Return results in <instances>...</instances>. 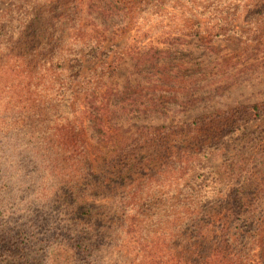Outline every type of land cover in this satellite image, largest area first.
<instances>
[{
  "label": "trees",
  "instance_id": "trees-1",
  "mask_svg": "<svg viewBox=\"0 0 264 264\" xmlns=\"http://www.w3.org/2000/svg\"><path fill=\"white\" fill-rule=\"evenodd\" d=\"M11 1L0 13V264H264V162L247 179L252 159L229 155L253 124L251 140L264 136L263 102L131 130L114 123L119 112L158 111L163 85L183 83L168 49L142 45L151 34L167 45L174 34L235 37L250 43L247 56L264 54V0H176L178 23L155 19L163 0H109L95 13L131 12L134 35L118 48L83 0ZM124 56L144 80L113 90ZM87 128L111 144L100 172ZM215 152L218 168L204 162ZM100 194L103 207L83 203Z\"/></svg>",
  "mask_w": 264,
  "mask_h": 264
},
{
  "label": "rangeland",
  "instance_id": "rangeland-1",
  "mask_svg": "<svg viewBox=\"0 0 264 264\" xmlns=\"http://www.w3.org/2000/svg\"><path fill=\"white\" fill-rule=\"evenodd\" d=\"M90 11L85 16L101 24L102 22L111 23L103 33L107 39L106 45L112 44L113 47H121L124 43H128V39L132 37L133 29L127 26L131 22V12L122 14L119 10L106 11L103 15L95 13L99 11V6L109 0H83ZM11 0H0V13L10 8ZM164 5L161 11L164 14L156 15L155 19L162 18V23L167 20L170 23L180 22L179 14L171 15L168 11L174 10L172 5L179 4V1L163 0ZM181 4V3H180ZM175 11V10H174ZM153 19L152 16L148 17ZM184 21H192L193 19L187 15L183 16ZM238 28L246 29L248 26L244 18H239L234 23ZM176 32L170 33L169 36ZM179 35V40L172 44H161L159 41L163 36V32H154L145 39L142 45L144 48L148 46H157L166 48L171 53L165 56V62L174 59L178 65H172L175 74L179 75L183 83H170L168 86L163 85V95L160 97L163 107L158 111H135L119 112L118 117L114 121L115 124L121 126V129L133 128L132 124H167L181 121H189L195 116L202 113H208L214 109H225L236 103L246 102H263L264 103V54L259 52L254 56H247L249 51L247 45L242 39L235 37H223L209 40L204 35L185 36ZM212 47V48H210ZM132 60L129 56H124L119 66L109 78L107 83L111 89L119 90L125 81L134 84L135 81H143L141 75L136 74L132 67ZM178 85L185 89L184 91H175L173 97L168 87L170 85ZM160 90H156V94ZM187 103L181 108L179 100ZM189 99V100H187ZM191 99H194L191 102ZM175 102V103H174ZM255 124L250 126L244 138L238 140L235 146L229 150V155L239 151L243 159H252V163L246 160L242 176L259 177L254 171L256 163L262 160L264 162V136L259 140H251L252 132ZM88 153L91 159L94 171H102V159L110 150L111 144H104L99 141L96 134L87 128ZM249 157V158H248ZM205 164L218 168L223 163L220 152L209 155L204 160ZM255 165V166H254ZM108 196L102 194L97 196H86L83 203L88 208L99 209L108 202Z\"/></svg>",
  "mask_w": 264,
  "mask_h": 264
}]
</instances>
